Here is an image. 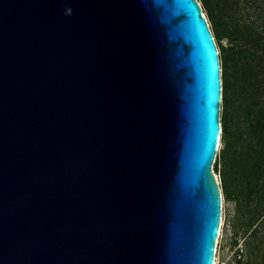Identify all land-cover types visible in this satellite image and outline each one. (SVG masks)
Returning <instances> with one entry per match:
<instances>
[{"label": "water", "instance_id": "water-1", "mask_svg": "<svg viewBox=\"0 0 264 264\" xmlns=\"http://www.w3.org/2000/svg\"><path fill=\"white\" fill-rule=\"evenodd\" d=\"M222 91L198 0H0V264H215Z\"/></svg>", "mask_w": 264, "mask_h": 264}, {"label": "trees", "instance_id": "trees-1", "mask_svg": "<svg viewBox=\"0 0 264 264\" xmlns=\"http://www.w3.org/2000/svg\"><path fill=\"white\" fill-rule=\"evenodd\" d=\"M202 2L213 24L215 41L221 46V124L225 145L221 154L222 188L238 207L253 203L261 206L264 200V0ZM252 8L259 15L255 19L250 13ZM226 39L229 47L223 44ZM256 216L252 219L253 232L259 233L264 215Z\"/></svg>", "mask_w": 264, "mask_h": 264}, {"label": "rangeland", "instance_id": "rangeland-1", "mask_svg": "<svg viewBox=\"0 0 264 264\" xmlns=\"http://www.w3.org/2000/svg\"><path fill=\"white\" fill-rule=\"evenodd\" d=\"M198 2L203 8V13L214 35L213 24L208 16V11L204 8L202 0H198ZM258 11L260 12V10ZM250 13H252L253 19L259 16L253 8L250 10ZM253 13H256V15L254 16ZM216 44L221 53L220 44L217 42ZM223 44L226 47L230 46L227 39L223 41ZM224 147L225 145L221 136L219 151L212 168L220 184L222 194V215L220 234L216 244L215 263L264 264V221L258 226L259 233L253 232L255 226L252 223L254 215L258 214L256 218L259 215H264V200L261 206L253 203L249 206L241 205L242 207H238L235 200L225 195L221 181V154Z\"/></svg>", "mask_w": 264, "mask_h": 264}, {"label": "clouds", "instance_id": "clouds-1", "mask_svg": "<svg viewBox=\"0 0 264 264\" xmlns=\"http://www.w3.org/2000/svg\"><path fill=\"white\" fill-rule=\"evenodd\" d=\"M208 27H209V25H208ZM209 29H210V27H209ZM211 31V30H210ZM214 40H215V38H214Z\"/></svg>", "mask_w": 264, "mask_h": 264}, {"label": "bare ground", "instance_id": "bare-ground-1", "mask_svg": "<svg viewBox=\"0 0 264 264\" xmlns=\"http://www.w3.org/2000/svg\"><path fill=\"white\" fill-rule=\"evenodd\" d=\"M215 264H217V262Z\"/></svg>", "mask_w": 264, "mask_h": 264}]
</instances>
